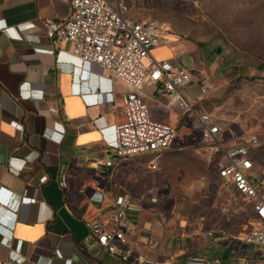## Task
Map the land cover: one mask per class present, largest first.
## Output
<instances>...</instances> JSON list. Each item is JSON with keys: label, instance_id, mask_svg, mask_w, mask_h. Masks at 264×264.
<instances>
[{"label": "crops", "instance_id": "0c3cea01", "mask_svg": "<svg viewBox=\"0 0 264 264\" xmlns=\"http://www.w3.org/2000/svg\"><path fill=\"white\" fill-rule=\"evenodd\" d=\"M68 10V0H0V264H123L107 253L95 258L85 240L90 222L109 224L117 194L129 199L127 242L143 253L144 264H208L215 257L222 264H261L260 247L243 240L256 223L252 203L218 174L247 209L227 213L202 192L194 194L198 203L162 207L146 181L160 165L150 169L143 155L115 156L113 125L124 118L122 94L130 87L81 63L70 43L53 47L44 19ZM171 42L161 35L168 47L156 59L202 63L193 44ZM138 92L153 118L178 123L174 97L161 84L147 80ZM182 92L197 102V83ZM177 146L160 163L194 147Z\"/></svg>", "mask_w": 264, "mask_h": 264}, {"label": "built area", "instance_id": "2783aa9c", "mask_svg": "<svg viewBox=\"0 0 264 264\" xmlns=\"http://www.w3.org/2000/svg\"><path fill=\"white\" fill-rule=\"evenodd\" d=\"M65 17L44 19L45 34L53 47L61 43L71 44L72 54L81 63L97 66L102 73L115 76L130 88L122 94L124 118L113 125L115 156L121 158L143 155L150 169H157L160 157L167 151L180 149L174 145L176 136L172 124L152 118L149 107L138 92L149 80L162 85L164 91L174 97L179 118L190 113L198 128L200 140L205 145L221 151L217 164L218 176L244 200L252 203L256 223L243 235L247 243L257 244L262 251L264 264V180L256 168L253 154L260 146L255 134L222 135L219 121L206 111L194 108L182 89L198 84V100L213 90L212 82L205 74L197 77L192 64L181 58L156 59L151 50L160 43L161 32L154 18L132 16L127 13L124 0H68ZM17 126L20 123L13 121ZM112 165L114 159H107ZM45 176L41 177L44 180ZM62 185L65 181L62 180ZM34 200L33 197L22 198ZM129 199L124 194L114 196L109 224L100 220L88 224L86 242L93 246L94 257L103 253L117 256L123 264H144L145 256L127 242L125 227L129 224ZM20 248L21 241H17ZM17 261L23 257L16 258ZM67 264H72L68 259ZM91 264V263H90ZM208 264H222L215 257Z\"/></svg>", "mask_w": 264, "mask_h": 264}, {"label": "rangeland", "instance_id": "374dc122", "mask_svg": "<svg viewBox=\"0 0 264 264\" xmlns=\"http://www.w3.org/2000/svg\"><path fill=\"white\" fill-rule=\"evenodd\" d=\"M124 2L129 15L154 18L168 45L175 39L200 49L202 63L194 62L193 72L197 77L206 74L213 90L197 100L194 108L214 116L224 137L257 135L260 146L253 156L264 180V0ZM160 43L154 48L161 49L152 51L155 58L168 47ZM172 126L174 145L194 147L162 160L159 169L148 176L147 186L160 193V205L168 207L176 201L190 206L199 202L194 194L202 192L206 202L221 203L227 213L234 208L247 209L237 193L221 186L217 177L221 151L201 142L192 115L188 113Z\"/></svg>", "mask_w": 264, "mask_h": 264}, {"label": "trees", "instance_id": "16d2710c", "mask_svg": "<svg viewBox=\"0 0 264 264\" xmlns=\"http://www.w3.org/2000/svg\"><path fill=\"white\" fill-rule=\"evenodd\" d=\"M204 111H206V110H204ZM207 112V111H206Z\"/></svg>", "mask_w": 264, "mask_h": 264}]
</instances>
